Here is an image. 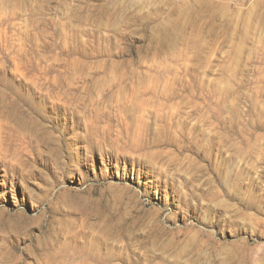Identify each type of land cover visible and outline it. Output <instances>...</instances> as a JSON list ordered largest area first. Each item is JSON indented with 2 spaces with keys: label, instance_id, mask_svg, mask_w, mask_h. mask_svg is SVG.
<instances>
[{
  "label": "rangeland",
  "instance_id": "1",
  "mask_svg": "<svg viewBox=\"0 0 264 264\" xmlns=\"http://www.w3.org/2000/svg\"><path fill=\"white\" fill-rule=\"evenodd\" d=\"M0 264H264V0H0Z\"/></svg>",
  "mask_w": 264,
  "mask_h": 264
}]
</instances>
